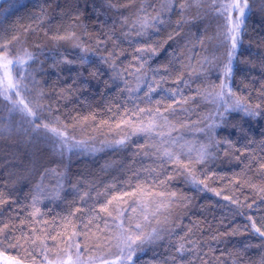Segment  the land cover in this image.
<instances>
[{"label": "trees", "instance_id": "obj_1", "mask_svg": "<svg viewBox=\"0 0 264 264\" xmlns=\"http://www.w3.org/2000/svg\"><path fill=\"white\" fill-rule=\"evenodd\" d=\"M14 2L7 18L0 16V43L12 41L10 59L24 48L35 55L26 70L32 98L43 108L42 121L66 126L72 137L97 150L60 155L50 147L43 129L33 133L18 114L9 115L4 107L7 102L0 103V192L8 201L0 205V227L9 225L0 233V254L19 264H46L66 248L71 237L83 249L82 261L99 263L101 257L117 250L108 213L115 216L117 209L127 210L129 217L142 221L145 209L138 205L143 204L151 222L145 223L143 242L131 253L134 264H172L181 237L190 249L184 254L185 264H264V247H259L264 238L251 234L248 220L251 215L264 223V199L249 186L264 187L260 167L264 163V115L251 118L229 111L213 130V143H220L212 149V157L195 165V171L200 179L207 177L208 187L220 191V196L187 182L183 168L177 171L178 166L168 165L161 172L154 155L160 139L133 134L136 126L147 123L159 109L178 129L173 136L183 137L175 151L186 153L187 146H179L186 142L197 148L208 142L205 132L199 131L209 123L205 118L212 109L203 93L220 82L226 65L215 72L204 59L212 40L221 38L219 24L225 21L214 16L211 0H201L199 7L194 6L195 0H172L175 7L165 15L166 22L149 29L144 37L132 32L131 44L121 35L123 20L131 24L142 4L159 8L161 0ZM181 3L187 5L183 11ZM249 5L228 86L235 94L232 99L253 107L259 103L264 109V0H249ZM114 22L119 38L115 45L108 39ZM70 31L92 50L87 63L79 61L80 48L74 42L54 39ZM98 38L107 41L99 48ZM141 46L155 52L145 53L147 64L138 72L140 62L133 60V53ZM109 51L117 54L120 79L113 80L111 68L101 60ZM65 57L72 62H65ZM149 83L156 91L145 96ZM174 100L182 102L176 105ZM170 104L172 109H168ZM126 136L125 145L115 144ZM183 159L187 162L188 156ZM38 184L41 191L33 206ZM224 196L241 203L232 204ZM101 205H107L108 212H101ZM158 206L159 214L152 218ZM35 208L40 211L34 217ZM154 228L159 235L150 238ZM74 232L78 235L73 236Z\"/></svg>", "mask_w": 264, "mask_h": 264}, {"label": "snow or ice", "instance_id": "obj_2", "mask_svg": "<svg viewBox=\"0 0 264 264\" xmlns=\"http://www.w3.org/2000/svg\"><path fill=\"white\" fill-rule=\"evenodd\" d=\"M195 2L199 7L201 0H195ZM174 7L175 6L172 3V0H161L159 8H156L153 5L142 4L137 11L136 19L131 24L128 23L127 18L123 20L121 24V35L129 42V44H131L132 41L129 40V36L132 32H135L137 37L146 36L149 29H155L158 25L166 22L164 19L165 15L171 12ZM186 7L187 5L185 3L180 4L181 11H183ZM209 7L210 9L215 10L217 15L226 17L229 21L224 39H230L231 41V48L227 53L228 63L224 66V78L221 79L219 85L220 92L217 93L212 100V102L216 103L217 114L221 118H223L225 113L228 111H240L245 116L251 118L264 115V109L261 108L259 103L253 107L250 104L243 103L239 98L232 99L235 94L226 83V80L230 77L232 71V58L238 45L242 25L244 24L247 11L250 10L249 0H228L226 3L221 2V0H211ZM14 8V0H0V16H4L5 19L7 18L6 14H10ZM148 8H152V12H148ZM125 28H127V31L123 30ZM16 39L17 37L12 38L13 41ZM54 39L74 42V47L80 48L81 55L78 57L79 61L81 63H87L88 54L92 50L87 46L81 45L80 37L77 36L74 31H70L65 35L57 34ZM108 39L111 40L114 45L119 39L115 36V22L113 25V32L108 36ZM106 42L107 41L99 40L98 38L97 48ZM149 51H152L153 53L155 52L154 49L145 46L137 47L135 49L133 53V60L140 62L139 68L137 69L138 72L144 69L147 64V61L144 60V55ZM123 54V52L119 53V55ZM10 56H13L12 41L0 43V103L7 102L4 104V107H6L9 115L18 114L21 122L27 124L33 133H39L41 129H43L45 135L51 140L53 145L59 149L61 154L65 151L72 152L74 150L96 151L97 149L89 148L86 141H78L72 137L66 126L62 127L53 121H42L40 114L43 111V108L38 102H34L32 98V90L29 87L30 74L26 70L29 66V62L35 59V55L28 51V49L24 48L16 51L14 58L10 59ZM101 60L103 63L108 64L111 68L113 80L121 78L122 74L117 70L118 57L114 51H109L106 57H101ZM65 62L71 63L72 61H69L67 57H65ZM152 71L156 72L158 70L153 69ZM137 79L142 80L143 78L138 76ZM161 79L163 80L164 77H161ZM32 83H34V81H32ZM155 83L159 85V81H155ZM138 89L139 85L137 90ZM225 89H227V92H225ZM128 91H132V89H128ZM155 91L156 88L152 86V83H149L148 92L145 93V96H148L149 93ZM176 94L177 90L173 89L172 95L175 96ZM261 95H264V92H262ZM210 96L211 93H209V97ZM181 102V100L173 101L176 105H179ZM183 102L187 103L186 100H183ZM157 104H159V101H157ZM172 107L173 106L170 104L168 109H172ZM221 107L224 109L223 112L219 111ZM168 109H166V111ZM144 111L145 109H140V112ZM205 119H212V117H206ZM158 120H163V123H159ZM215 127H217L215 123H209L206 125V128L199 129V131L205 132L208 136V142L200 144L198 148L192 144H188L187 142L185 145H179L181 149L187 146L186 153L174 150L175 146L179 144V141L183 137L179 135L173 136V133L177 132L178 129L175 125L169 123L167 117L160 113L159 109L156 110V113L152 115V118L147 123L141 122L138 126H136L133 134H143L148 138L158 137L160 139L161 143L156 146L154 155L159 161L157 167L161 169V172H163L168 165L178 166L176 168L177 171L179 168H183L184 171L187 172V182L191 183L194 187H197L200 191L209 190L213 191L215 195L220 196L222 195L220 191H216L215 189H210L208 187V184L206 183L208 178L206 177L204 179H200L195 171V165L204 164L210 157H212V149L217 147L220 143L219 141H216L215 144L213 143L215 137L212 135V132ZM164 128H167V131H163ZM27 130L28 129H26V131ZM128 139L129 137L126 136L122 139L116 140L115 144L118 146L125 145ZM193 152L195 153L194 158L192 156ZM145 155H147V153H145ZM185 155L188 156L187 162L183 159ZM260 167L261 169H264V163H262ZM151 171H156V168L151 169ZM161 183H164V181H161ZM201 185H203L202 188L200 187ZM249 186L261 195V199H264V187H257L256 185L251 184ZM40 191V185L38 184L36 186L37 194L33 196V206H35L37 202ZM125 195L130 194L125 193ZM160 195L163 196V193ZM175 195V193H172L173 197ZM223 198L238 206L241 203L238 199L233 197L224 196ZM112 199L115 200L118 198L113 197ZM5 203H8V201L4 199L3 193L0 192V205ZM255 203L256 202L253 201L251 204H248L247 207L251 209L254 207ZM111 204L112 200H109L108 205ZM138 206L145 209L142 221L129 217L127 215V210L117 209L115 216H113L111 212L108 213L109 216H111L112 228L115 231L114 239L118 242L116 245L118 253L114 254L112 258L107 256L101 257V264H125V261H127L128 264H134L131 253L136 250V247H139L138 242H143V228L145 223L151 222L150 215L146 211V205L140 204ZM160 207L161 206H158L156 211L151 213L152 218H155V216L159 214ZM162 207H168V205H162ZM39 211V208H35L32 215L35 217ZM100 211L108 212V206L101 205ZM132 211L135 213L137 209L133 208ZM240 215H244V213L241 212ZM248 220L251 222V234L257 236L258 238H264V223H258L251 215L248 216ZM21 223H23V221H21ZM8 227V224H4L3 227H0V233H3ZM244 231L248 232L247 225H245ZM77 235L78 233H73V236ZM158 235V230L154 228L152 233L149 234V237L154 238ZM184 239V237H181L180 242H178V245L175 248L176 255L171 257L172 264H185L184 254L186 251H190V249L185 248V243L183 242ZM250 246L251 245H246V247ZM259 247H264V241H261ZM82 252L83 249L80 243L77 241L73 244L72 238L70 237L66 248L58 250L55 254L56 258L53 261H49V264H82ZM126 253L128 254L126 255ZM47 255L48 253L45 251V259H47Z\"/></svg>", "mask_w": 264, "mask_h": 264}, {"label": "rangeland", "instance_id": "obj_3", "mask_svg": "<svg viewBox=\"0 0 264 264\" xmlns=\"http://www.w3.org/2000/svg\"><path fill=\"white\" fill-rule=\"evenodd\" d=\"M221 2L226 3V2H228V0H221ZM196 5L197 4H195L194 6H196ZM215 15H216V13H214V16ZM217 16H219V15H217ZM219 17L225 19V21L222 19L220 21L221 24H219L220 32H222L221 38H219V39L217 38V41H215V42H213V40H212L210 48L208 50V54H207L206 58H204L206 60V62H209L210 69L213 68L212 70L215 72L218 69V67H222L228 63L227 53H228V50L231 48L230 39L229 40L224 39L225 34L227 32V27H228L229 21L226 19V17H222V16H219ZM217 32H219L218 29H217ZM233 59H234V57H233ZM207 60H209V61H207ZM233 61H232V63H233ZM223 78H224V73L221 76V79H223ZM221 79H220V82H221ZM220 82L216 86H211V85L208 86V88H206V90L203 93L204 96L208 97L209 106L212 109L213 108L215 109L213 111H212V109L208 110L207 117H212V119H208L209 123H215L216 125H218V121L221 119V117L217 114L216 103L212 102V100L216 96V94L220 92V87H219ZM226 83H227V85L229 84V78L226 80ZM225 92H227V89H225ZM209 93H211L210 97H209ZM203 102H204V100H203ZM223 110H224L223 107H221L219 109V111H221V112H223ZM197 132H198V130H197ZM50 147L53 149V151L55 150V152H58L60 155H64V154H66L65 152H67V151H65L63 154H61L59 149L56 148L52 142L50 143ZM117 253H118V249L116 250L115 254H117ZM113 256H114V254L111 255L110 257H113ZM87 261H88V259H87ZM0 264H19V263L16 262L15 260H10V259H8L5 256L0 254ZM46 264H49V262H47ZM82 264H101V262L97 263L95 261L94 262L82 261Z\"/></svg>", "mask_w": 264, "mask_h": 264}]
</instances>
